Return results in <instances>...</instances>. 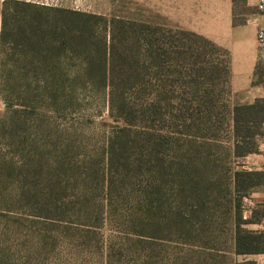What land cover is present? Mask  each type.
Masks as SVG:
<instances>
[{
    "label": "rangeland",
    "instance_id": "1",
    "mask_svg": "<svg viewBox=\"0 0 264 264\" xmlns=\"http://www.w3.org/2000/svg\"><path fill=\"white\" fill-rule=\"evenodd\" d=\"M23 1L65 12L9 4L4 65L65 84L21 105L0 92V264H240L254 255L238 229L264 264V222H241L264 216L247 206L264 179L233 185L248 158L232 154L226 51L175 24L173 0Z\"/></svg>",
    "mask_w": 264,
    "mask_h": 264
},
{
    "label": "crops",
    "instance_id": "2",
    "mask_svg": "<svg viewBox=\"0 0 264 264\" xmlns=\"http://www.w3.org/2000/svg\"><path fill=\"white\" fill-rule=\"evenodd\" d=\"M233 1L173 0L169 5L178 8L173 15L175 24L205 37L226 51L229 86L235 99L233 105L251 104L256 99L263 97L261 84L264 72L260 65L257 64L258 55L255 40L257 25L261 24L263 20L255 12L257 0H242L249 11L245 14L242 21L235 22ZM230 115L233 135L231 112ZM259 132V134L255 135L257 150L255 153H247L246 158L248 159L243 161L241 165H236L235 168L241 167L248 171L261 170L259 166L264 161V122L261 124ZM251 194L248 197L250 203V205L247 204L248 207L251 208L253 202L257 199L264 202V189L259 192H252ZM249 214L243 215L244 224L262 226L264 216H261L258 220H254ZM258 254L260 253H251L254 257L250 258V260L254 264H257L260 259Z\"/></svg>",
    "mask_w": 264,
    "mask_h": 264
},
{
    "label": "trees",
    "instance_id": "3",
    "mask_svg": "<svg viewBox=\"0 0 264 264\" xmlns=\"http://www.w3.org/2000/svg\"><path fill=\"white\" fill-rule=\"evenodd\" d=\"M9 4H13L15 7L13 8H22L24 10H27L28 12L31 11L34 13L35 10H47V11H63L65 12V9H59V7H51V6H44V5H37L32 2H27L23 0H3L1 3V10H0V43L2 44L3 40V34H4V27L6 24V17L8 16V6ZM27 11H24L25 13H28ZM16 13V12H14ZM23 14V12H22ZM29 16V15H27ZM26 16V17H27ZM35 20L30 16V18L27 20L28 23H34ZM34 29H31L29 31V34H32L34 38L38 37L36 33L33 31ZM205 38V37H204ZM208 40V39H207ZM4 44V42H3ZM16 45V44H15ZM8 48V49H7ZM6 50L9 53H12L13 51L10 50L9 47H7ZM0 52L2 54V49H0ZM35 62H37L35 59H33ZM4 59L2 56L0 57V92L5 91L6 93H2L1 97L3 98V105L8 106L9 104L17 103V104H23L24 102H29L30 99H32L31 95L32 93L38 92V88L41 89L43 96L49 95L50 93L55 95L54 93L57 92L59 85L65 84V70L64 69H54L51 67L48 68H42L38 66H34L33 68H26V69H14L9 68L8 66L4 65ZM228 68V67H227ZM99 75H102V72H98ZM103 77V75H102ZM56 86V87H54ZM37 90V91H36ZM33 107L29 106V109H11L15 114H25L32 110ZM261 113H263V116H260ZM232 114V126H233V149L232 154L235 157H240L242 155H245L249 152H255L257 147L255 141L250 142L253 143V146L255 149L249 150L245 149L241 151V145H246L253 138L255 139V135L259 134L260 126L264 122V99H256L251 104H240V105H234L231 109ZM257 125V131H250L249 128L251 125ZM240 130L243 133H239ZM243 147V146H242ZM238 149L240 150L238 152ZM248 170L244 172H240L235 170L233 172L232 178H233V185H236V178H238L241 174L246 175H252L253 173L259 174L264 179V172L263 171H249ZM28 199L26 198V201ZM24 203V202H23ZM238 205H240V201H238ZM244 222V221H241ZM241 232L244 235L240 236L243 239H246V242L244 243L246 245V248H238L239 239L237 241H234L235 245V251L237 253H260L263 252L258 247L252 246L250 244V231H245L242 229H238L237 232ZM237 234V233H236ZM12 264V263H11ZM14 264V263H13ZM28 264V263H25ZM239 264V263H238ZM240 264H254L253 261L250 260H244Z\"/></svg>",
    "mask_w": 264,
    "mask_h": 264
},
{
    "label": "built area",
    "instance_id": "4",
    "mask_svg": "<svg viewBox=\"0 0 264 264\" xmlns=\"http://www.w3.org/2000/svg\"><path fill=\"white\" fill-rule=\"evenodd\" d=\"M256 13L262 18L263 22L257 25L256 29V47L258 55V64L264 72V0H257L255 5ZM263 99H264V79L262 82ZM261 169L264 170V161L261 163Z\"/></svg>",
    "mask_w": 264,
    "mask_h": 264
}]
</instances>
